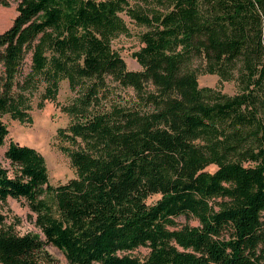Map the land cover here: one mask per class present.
Masks as SVG:
<instances>
[{"label": "trees", "instance_id": "obj_1", "mask_svg": "<svg viewBox=\"0 0 264 264\" xmlns=\"http://www.w3.org/2000/svg\"><path fill=\"white\" fill-rule=\"evenodd\" d=\"M123 14L144 27L139 70L112 45ZM63 79L76 176L51 184L44 155L10 141L0 203L26 198L43 237L0 212L1 264H51L46 244L70 264H264V0H21L0 33V146L4 116L30 121L35 94L54 99ZM113 83L135 100L108 99Z\"/></svg>", "mask_w": 264, "mask_h": 264}, {"label": "rangeland", "instance_id": "obj_2", "mask_svg": "<svg viewBox=\"0 0 264 264\" xmlns=\"http://www.w3.org/2000/svg\"><path fill=\"white\" fill-rule=\"evenodd\" d=\"M21 0H0V33L10 28L18 15V5ZM128 26L129 33L121 34L113 42V48L118 51L126 60L130 69L139 70L141 65L137 61L134 53L138 51L142 42L140 34L144 27L137 25L128 15L123 14ZM32 53L26 57L24 73L31 69ZM201 86L217 87L223 92L233 94L237 91L234 81H222L219 75L201 73L199 75ZM114 93L108 99H115L122 103L131 104L135 100V93L131 88L124 89L113 83ZM76 92L70 87L68 79H63L60 89L54 99L44 97L43 87L33 97L31 120L20 121L10 115L4 116V121L8 124L9 134L4 145L0 146V159L4 164H8L4 157V152L10 141H17L38 149L46 158L50 172V183L58 185L76 176V170L72 165L70 156L60 148L61 139L58 137V130L70 125L73 117L64 107L73 102ZM107 101V100H105ZM215 165L208 167L214 171ZM155 198H158L157 196ZM0 212L4 215V224L19 234L33 233L43 237L41 229L35 223L36 214L31 210L28 200L24 197H10L5 203H0ZM180 225H197L199 221L192 216L181 215L177 218ZM45 250L49 254L51 264H70L64 252L51 244L45 245ZM148 247H139L133 253L145 257L149 253ZM1 264V263H0Z\"/></svg>", "mask_w": 264, "mask_h": 264}]
</instances>
